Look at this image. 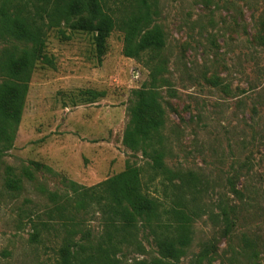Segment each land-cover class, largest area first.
Segmentation results:
<instances>
[{
	"label": "rangeland",
	"instance_id": "obj_1",
	"mask_svg": "<svg viewBox=\"0 0 264 264\" xmlns=\"http://www.w3.org/2000/svg\"><path fill=\"white\" fill-rule=\"evenodd\" d=\"M152 23L165 38L156 84L165 117L164 163L199 175L210 188L177 264H194L206 244L214 252L202 264H264V0H159ZM12 46L23 49L0 42V52ZM43 53L51 65L35 63L12 146L0 150V264L53 263V233H42L40 244L28 242L30 221H46L52 207L41 190L64 193L62 181L91 187L127 164L143 168L144 182L150 176L147 160L126 149L122 137L133 91L150 85L158 60L125 57L118 29L99 57L92 35L68 25L47 32ZM8 170L20 178V191L7 190ZM150 191L160 196L157 181ZM219 202L236 206L227 233ZM82 227L97 236V215L84 216ZM137 238L143 250L123 248L121 264L158 257L148 231L139 228ZM245 242L254 246L252 260Z\"/></svg>",
	"mask_w": 264,
	"mask_h": 264
},
{
	"label": "trees",
	"instance_id": "obj_2",
	"mask_svg": "<svg viewBox=\"0 0 264 264\" xmlns=\"http://www.w3.org/2000/svg\"><path fill=\"white\" fill-rule=\"evenodd\" d=\"M159 0H0V42L14 41L23 46L0 52V150L12 146L27 96L30 78L38 60L51 65L43 53L47 32L68 25L73 30L92 35L97 56H102L106 40L118 29L123 35V55L139 59L158 60L150 67L151 83L133 91L134 102L128 107V124L123 132L122 145L132 154L146 159L150 176L142 179L143 168L127 164L124 171L94 186L84 187L72 181H62L66 192L41 190L52 207L44 212L46 221H30L28 242H42V233H53L52 264H121L118 255L123 248L143 250L137 238L139 228L152 237L157 258L135 264H177L192 239V223L206 210L209 198L208 181L192 172L171 170L164 163L167 148L163 131L164 110L157 91V76L164 70L159 61L165 47L161 28L153 25ZM264 25V24H263ZM264 43V36L259 38ZM52 173L48 167H40ZM24 175L33 180L29 169ZM157 181L159 192H151ZM8 191L22 189V182L8 170L5 179ZM232 195L240 191L229 182ZM170 201L167 206L165 202ZM227 233L233 225L236 206L219 202ZM96 214L99 234L92 237L83 228V217ZM246 243L245 256L256 257L254 246ZM214 252L206 244L197 254L194 264H202Z\"/></svg>",
	"mask_w": 264,
	"mask_h": 264
}]
</instances>
